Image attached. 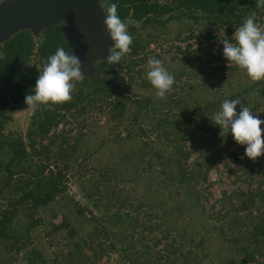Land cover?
<instances>
[{
    "label": "trees",
    "instance_id": "16d2710c",
    "mask_svg": "<svg viewBox=\"0 0 264 264\" xmlns=\"http://www.w3.org/2000/svg\"><path fill=\"white\" fill-rule=\"evenodd\" d=\"M113 3L122 21L131 22V53L117 68L100 61L106 75L77 83L71 102L45 106L27 132L28 145L20 133L5 129L16 106L34 93L48 58L59 47L70 50L65 24L49 26L38 37L24 29L0 45V264H97L108 252L106 238L114 235L102 220L130 227L119 249L108 242L111 251L123 254L125 264H262L257 257L264 256V171L244 153L234 152L243 176L237 177L249 180L259 174L256 188L224 192L221 206L212 212L204 209V191L209 171L230 155L228 148L235 143L231 134H220L213 119L222 102L239 99L264 120V81L253 83L226 61L223 45L214 42L225 39L222 33L231 39L252 14L264 25V5L258 0H102L105 15ZM173 40L184 41L185 48ZM151 44L156 49L151 50ZM151 58L159 59L175 79L163 99L147 79ZM92 108L106 116L116 134L98 142L94 132L92 138L85 139V133L71 138L66 113L75 111L76 119ZM59 125L58 132H52ZM82 138L104 147L109 163L89 168L91 154L81 152ZM75 166L85 169L78 183L90 185L87 197L94 206L99 202L95 195L103 190L119 191L111 198L114 210L98 218L68 193V176ZM143 179L159 186L163 199L158 205L126 198L125 192L131 193L133 184L139 188ZM146 209L150 214L139 219L138 213ZM181 218L187 219L185 224ZM41 224L44 236H32ZM187 226H193L191 234H186ZM139 229H162L163 236L144 242Z\"/></svg>",
    "mask_w": 264,
    "mask_h": 264
},
{
    "label": "clouds",
    "instance_id": "9594fccd",
    "mask_svg": "<svg viewBox=\"0 0 264 264\" xmlns=\"http://www.w3.org/2000/svg\"><path fill=\"white\" fill-rule=\"evenodd\" d=\"M258 3L264 5V0H258ZM255 21V14L248 16L231 39L219 40L226 61L243 70L253 83L264 81V25ZM103 24L113 44L106 61L119 65L122 58L131 53L133 37L127 30L128 25L118 15L115 3L107 7ZM233 39L234 43L231 42ZM81 68V60L72 49L57 48L42 66L34 94H27L25 103L28 106H55L71 102L76 84L85 79ZM148 69L147 79L156 96L165 98L173 90L174 77L156 58L148 61ZM237 105L240 106L239 112ZM213 119L221 130L220 134H231L237 145L245 146L244 156L250 161L255 162L264 155V120L239 99H225Z\"/></svg>",
    "mask_w": 264,
    "mask_h": 264
},
{
    "label": "rangeland",
    "instance_id": "374dc122",
    "mask_svg": "<svg viewBox=\"0 0 264 264\" xmlns=\"http://www.w3.org/2000/svg\"><path fill=\"white\" fill-rule=\"evenodd\" d=\"M125 23L129 26L131 24L130 21H125ZM40 35V34H39ZM174 34L172 33V36ZM223 36L222 38H225L226 36L222 33ZM38 37V36H35ZM219 40H224L218 38L215 40V45H223L222 43L219 42ZM173 44L180 46L182 48H185L186 43L184 41H179V40H173ZM172 42V39L170 42H168L165 46L170 44ZM205 44V42H203ZM198 47L197 45H194L193 48ZM151 50L156 49L155 44H151L149 47ZM158 50V49H157ZM102 61V60H100ZM100 61H97L95 65L98 67V63ZM41 71V70H40ZM118 77L117 80H120L121 78V73L118 72ZM179 84V82H177ZM132 89H134L132 87ZM45 106H28L25 103V100L21 103H19L16 106V109L13 112V120L7 125L5 132H16L20 133L23 137V140L25 143L28 145L29 144V138L27 136V132L29 131V128L36 122V119H33L35 115L39 112V110H43ZM74 113L75 111L70 110L69 112L66 113L67 116V122L68 124L65 126L66 129H70L69 135L71 138L78 137L80 133H85V139L92 138V134L90 132H94L95 135H97L96 139H93L94 141H102L104 135L107 136H114L116 134L115 130L116 128L110 124L108 126V122L106 120V116L103 115H98L96 109H91L89 111V114L81 113L78 115V118L74 119ZM91 118V121H95V124H91L90 120H86L83 122L84 119L86 118ZM97 120H96V119ZM83 122V123H82ZM82 124H85L83 127L81 126ZM104 126H101L103 125ZM61 128V125L57 129H53L52 132H58V129ZM118 130V129H117ZM90 133V134H89ZM121 135L125 134V130H121ZM37 133L32 137V141L36 140ZM91 140V141H93ZM48 142V138L46 140L42 141V145L46 144ZM189 142H187V145ZM80 149L82 153L86 154H91L90 158L87 160L89 168H93L95 166L96 168L102 167L104 164L109 163L107 162L110 158V155L104 149V147H99L97 146V143L95 145H91L90 141L87 142V140H84L83 138L80 140ZM85 147V150L82 149ZM52 151L55 150L54 147H52ZM101 148V149H100ZM106 148L112 149L110 145H107ZM114 151V150H113ZM228 152L230 155H227L226 159L219 160L215 163V165L212 167V169L209 171L208 175V184L205 186V191L204 194L206 196V199L204 201V209L208 212H212L213 210H217L221 205L219 200L221 199L223 193H230L232 191H246L247 189L254 190L258 184V181L260 179V175L256 174L252 179L249 180H242L239 179L237 176H241V164L238 163L235 158L231 155V153L234 152H245V146H239L236 143H234L232 146L228 148ZM194 156V155H193ZM82 156L78 157V160H80ZM247 158V157H246ZM193 158L189 160L192 161ZM82 162V161H81ZM253 166L257 168L259 171H264V158L259 157L255 162L251 161ZM83 171L85 169L83 168H78L77 166L74 167L73 169V174H69V182H68V193L75 199L78 200L81 204H86L88 207L92 208L94 214L99 218L101 214H106L109 210H114V205H113V197H117L120 195L119 191L116 192L115 194L112 193L111 188L109 190H103V187H99V190H103V193L95 195L96 198L99 199L98 205L94 206L91 201H89L87 194H88V187L90 186L87 182L83 183V185H80L79 182V176L83 174ZM236 171V172H235ZM98 176V175H95ZM84 178V177H82ZM104 181V180H103ZM98 184V182H96ZM100 184L99 186H101ZM133 189L131 190V193L125 192L126 198L133 199L134 201H137V199L141 198L140 201L142 202H147L150 205H158L162 199L163 195L160 192V188L158 185H156L154 182L150 183L148 180V183L143 181L139 184L140 191L137 193L135 191V185H132ZM138 190L139 188L136 187ZM137 193V196L135 195ZM123 198V197H122ZM214 208V209H213ZM143 211V210H142ZM150 214V210L146 209L143 212L138 213V218L142 219L144 216ZM103 218V217H102ZM60 217L58 216L57 218L54 219V222H59ZM104 222V226L106 228L107 224L110 229H112L113 234H111V238H106V243L104 244V248L108 252H105L103 256L101 257L102 259L97 263V264H125L123 261L120 260V258H125L122 253L119 251L113 250L111 251L110 246L108 242L114 243L116 248L119 249L120 246L122 245L123 242V237L127 239V235L129 234V228L123 225V227H119L116 225L114 222H110V220H102ZM152 221L157 222V218L154 217L152 218ZM180 221L185 224L187 219L186 218H181ZM48 222V221H46ZM118 224V223H117ZM41 224L40 226L37 227L36 230H33L32 236L34 235H40L41 237L44 236L45 230ZM180 225L178 224L179 229ZM185 229L188 231L186 234H191L190 232L193 229V226H187ZM162 229H153L152 231H145L139 229V237L143 239L144 242L151 243L152 238L157 236L158 238H161L163 236L162 234ZM180 234V233H179ZM84 234L83 236H85ZM113 235V237H112ZM176 235V234H175ZM181 235V234H180ZM183 237V236H182ZM59 240L62 238L60 235L57 237ZM86 239H89L88 236L85 237ZM135 238V236H134ZM102 240L103 237L101 238ZM181 241L184 240L183 238L178 237ZM164 245L163 240L162 242L159 243L158 249L162 248ZM52 249H48L47 252L51 253ZM89 252V251H88ZM89 254V253H88ZM0 258H3L1 255ZM258 262H262L264 264V256H259L257 257ZM250 264H254V262H251Z\"/></svg>",
    "mask_w": 264,
    "mask_h": 264
},
{
    "label": "water",
    "instance_id": "95a60500",
    "mask_svg": "<svg viewBox=\"0 0 264 264\" xmlns=\"http://www.w3.org/2000/svg\"><path fill=\"white\" fill-rule=\"evenodd\" d=\"M104 16L102 0H0V45L21 30L39 36L49 26L64 22L65 40L80 58L82 73L88 79L104 76L105 71L95 65L106 61L113 47Z\"/></svg>",
    "mask_w": 264,
    "mask_h": 264
},
{
    "label": "flooded vegetation",
    "instance_id": "af4514ba",
    "mask_svg": "<svg viewBox=\"0 0 264 264\" xmlns=\"http://www.w3.org/2000/svg\"><path fill=\"white\" fill-rule=\"evenodd\" d=\"M98 65H99V64H98ZM98 67H99V66H98ZM99 68H100V67H99ZM33 94H34V93H33ZM42 111H43V110H42ZM41 113H42V112H41ZM39 114H40V110H39V112H38V116H39ZM38 116H37V117H38Z\"/></svg>",
    "mask_w": 264,
    "mask_h": 264
}]
</instances>
